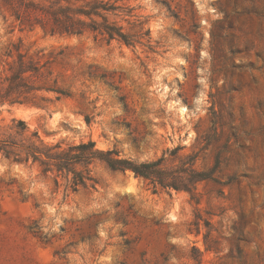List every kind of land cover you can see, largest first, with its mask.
<instances>
[{"label": "rangeland", "instance_id": "obj_1", "mask_svg": "<svg viewBox=\"0 0 264 264\" xmlns=\"http://www.w3.org/2000/svg\"><path fill=\"white\" fill-rule=\"evenodd\" d=\"M118 3L135 23L121 20L125 29H148L153 51L0 16V50L17 43L38 66L31 83L70 93L37 91L36 105L1 106L0 122L22 119L45 142L91 138L137 161L164 155L168 167L191 154L208 171L218 158L216 180L196 182L195 203L97 161L99 184L65 195L0 154V264H264V0Z\"/></svg>", "mask_w": 264, "mask_h": 264}, {"label": "trees", "instance_id": "obj_2", "mask_svg": "<svg viewBox=\"0 0 264 264\" xmlns=\"http://www.w3.org/2000/svg\"><path fill=\"white\" fill-rule=\"evenodd\" d=\"M118 1L0 0V16L4 21L11 18L13 25L17 24L21 28L38 26L50 36L71 37L91 33L94 38L100 37L107 42L116 40L131 46L139 43L153 51L148 29L142 30L140 27L136 33L125 29L121 20L130 26L135 23L128 19L131 16L130 10ZM0 66V107L25 102L36 105L31 98H43L36 93L40 90L55 92L56 99L70 96L66 90L31 83V77L37 74L38 66L24 59V54L15 42L10 41L0 50ZM87 75L96 76L93 70L88 71ZM107 84L111 85L109 82ZM118 99L124 102L123 95H119ZM83 116L89 124L92 116ZM0 129H3L0 132V154L11 163L35 165L39 173L51 181L54 190L63 186L65 195L82 188L93 189L99 184L98 177L91 169V165L97 161L111 171H131L151 185L154 191L159 188L187 191L195 203H198L196 182L216 180L212 173L219 164L218 158L208 171L198 170L194 166L195 155L191 154L183 156L178 164L168 167L164 163V155L154 160L137 161L122 157L116 148L100 149L91 138L78 142H45L37 132L29 134L26 123L15 117L11 118L10 123L0 122ZM132 142H135L134 138ZM40 228L33 222L29 230L44 239L46 235L40 233ZM204 242L206 249H210L206 239ZM163 259L166 260L165 257Z\"/></svg>", "mask_w": 264, "mask_h": 264}, {"label": "bare ground", "instance_id": "obj_3", "mask_svg": "<svg viewBox=\"0 0 264 264\" xmlns=\"http://www.w3.org/2000/svg\"><path fill=\"white\" fill-rule=\"evenodd\" d=\"M185 107H183L182 109L184 110Z\"/></svg>", "mask_w": 264, "mask_h": 264}]
</instances>
